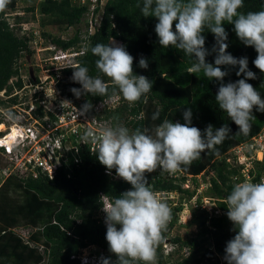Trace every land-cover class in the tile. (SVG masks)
Here are the masks:
<instances>
[{"label": "trees", "instance_id": "16d2710c", "mask_svg": "<svg viewBox=\"0 0 264 264\" xmlns=\"http://www.w3.org/2000/svg\"><path fill=\"white\" fill-rule=\"evenodd\" d=\"M22 1L28 0H10L6 9L0 12V91L6 89L7 93L14 87L23 86L20 58L33 53L29 43L34 35L32 32H25L20 24L24 17L19 14L9 15ZM91 5H95L92 10ZM141 7L142 0H103V3L101 0H33L24 9L33 12L32 18L34 13L42 17L40 26L44 30L41 34L50 44L63 51L77 52L73 59L75 66L52 70L51 74L57 79V86L66 97L73 98L80 107L85 102L91 103L93 107L87 114L95 115L97 119L105 121L106 125L121 124L131 131L140 129L151 134L164 120L184 123L183 112L191 109L192 126L198 127L202 132L209 124L215 128L223 125L230 128L229 137L216 146L215 151L202 153L201 158L193 161L189 167H182L177 171L181 176L170 175L161 170L145 173L154 194L167 196L174 191L186 195L188 199L196 197V206L191 210V223L196 224L198 230L189 238L175 236L170 239L180 249L186 248L188 254L169 264H227L224 259L226 243L236 234L226 215L227 197L233 186L243 181L241 166L228 160L232 158L229 151L234 146L249 141L261 130L264 112H257L254 108L255 118L251 121V131L246 136L240 134L238 126L230 120L227 113L218 108L215 94L219 84L215 78L209 81L203 77L202 72L188 73L193 60L171 46L162 48L154 31L157 18L142 16ZM262 10L264 0H244V7L239 9L245 14ZM99 14V23H94L93 29L89 30L88 16L94 21ZM10 17L14 18L13 22ZM81 22H84L85 30L76 28L75 34L68 39L45 30L48 25L66 30ZM223 26L228 33L227 51L234 57L248 58V68L256 74V79H249L247 82L264 98V73L253 63L258 53L252 46H246L239 40L233 24L225 23ZM202 35L205 36V48L210 53L206 56V62L214 63V34L205 29ZM111 41L125 46L133 56V71L136 74L145 75L153 81L152 92L146 100L130 104L115 87H110L108 94L103 97L89 94L77 99L72 93V88L81 87L71 79L73 68L77 65L86 66L89 75H101L106 82L109 81L97 69L98 57L90 49L98 43L108 44ZM85 48H88L86 54ZM142 57L147 58L148 69L138 66ZM220 67L228 71L224 83L244 78L243 74L236 75L238 66ZM35 77L38 81V76ZM13 78V82L9 83ZM112 97H118L115 105L95 109L99 101ZM10 101L16 103L17 97H12ZM157 110L159 118L153 120V114ZM49 115L54 118L51 113ZM262 167L263 163L254 164V171H251L252 182H259ZM210 168L214 171V176L209 179L206 191L217 200V205L222 210L221 215L209 214L201 206L204 195L197 194L200 186L197 178ZM116 175L114 169L109 172L99 162L96 150L89 152L86 147H80L77 152L71 150L66 153L52 179L44 174L36 177L31 174L11 175L3 183L0 179L1 187L14 186L24 193L23 202L16 208L11 206L6 193L0 197V264H8L10 260L11 264H80L79 254L82 249L91 245L110 252L105 239V218L98 215L103 206L102 197H107L112 203L132 187L122 178H116ZM237 175L239 179H234ZM189 180L194 184L192 190L184 187ZM165 202L170 204L168 199ZM182 209V204L171 209L172 220L162 233V240L156 249V264H168L170 260L163 253L162 245L167 237L166 232L173 227ZM20 217L26 220V226L35 228L29 235L28 243L13 230L20 225ZM102 258H110L114 264L117 259L111 252L109 256L105 254Z\"/></svg>", "mask_w": 264, "mask_h": 264}, {"label": "clouds", "instance_id": "9594fccd", "mask_svg": "<svg viewBox=\"0 0 264 264\" xmlns=\"http://www.w3.org/2000/svg\"><path fill=\"white\" fill-rule=\"evenodd\" d=\"M9 2L0 0V12L6 9ZM137 6L140 7V4ZM243 7L244 0H142L141 14L145 18H157L154 31L162 48L171 46L193 60L188 73L202 72L209 81L215 78L219 84L215 94L218 108L227 113L238 126V132L246 136L255 118L253 109L264 112V98L247 82L256 79V74L248 68V58H237L227 51L228 33L223 25L233 24L239 40L256 50L258 55L253 63L264 73V10L245 14L239 11ZM205 29L214 34V63L206 62L210 53L205 48V36L202 35ZM87 51L88 48H85V54ZM90 51L98 57L97 69L109 81L106 82L101 75L91 76L86 66L77 65L71 77L81 85L71 89L77 99L89 94L103 97L110 87L118 89L130 104L147 99L152 92L153 81L133 71L134 58L125 46L111 41L108 44L98 43ZM138 66L148 69L147 58H140ZM220 66H238L236 75L243 74L244 78L224 83L228 71ZM113 98L118 99H110ZM92 107L91 103L85 102L79 109L80 115L89 112ZM152 118H159V110ZM183 120L184 123L164 120L151 134L140 129L131 131L124 125L116 124L106 125L98 133L89 129L84 136L96 146L99 162L109 172L114 169L132 186L112 203L109 200L106 207L103 206L107 197H102L105 239L110 252L117 258L115 264H156V249L162 240V233L172 220L171 208L154 194L145 173L161 170L175 174L200 159L202 153L215 151L216 146L221 145L231 133L226 125L215 128L211 124L202 132L192 126L191 109L184 110ZM226 208V215L236 232L226 243L224 259L227 264H264V182L249 180L235 184L227 197ZM99 264L114 262L110 258H102Z\"/></svg>", "mask_w": 264, "mask_h": 264}, {"label": "built area", "instance_id": "2783aa9c", "mask_svg": "<svg viewBox=\"0 0 264 264\" xmlns=\"http://www.w3.org/2000/svg\"><path fill=\"white\" fill-rule=\"evenodd\" d=\"M81 1L85 2V0ZM91 1L96 2L97 0ZM101 2L103 3V0ZM94 6L91 5L90 10ZM88 22L89 30H92L96 19L93 21L89 18ZM52 49H55V46ZM57 50L59 53L55 52L53 59L61 64L59 66L56 64L58 67L48 68L49 81H53L51 84L41 81L39 77L38 81L36 78H31L25 83L21 75L23 79L21 88L14 87L10 93H7L6 89L0 91L3 93V96H0V104L3 105V108L11 107L5 113L6 119L12 117L19 120V123H14L10 130L6 131L7 133L0 131V151L10 157L6 165L1 168L4 178L11 174L21 176L31 174L34 177L44 174L52 179L67 152L71 150L77 152L80 147H86L89 152L96 150L95 145L84 139L87 130L92 129L98 133L106 126V122L97 119L95 115L87 113L80 115L81 107L76 104L73 98L66 97L58 88L57 79L52 76L51 71L74 66L72 57L77 52ZM63 62L65 64H62ZM57 76L59 77L60 73ZM13 80L14 78L9 83H12ZM30 88L32 92H27ZM46 90H49L50 93ZM12 97H17L16 103L10 101ZM116 100L113 98L99 102L95 109L100 110L104 106H110V102ZM6 119L0 115V124ZM229 153H232V163L241 166L240 174L243 178L241 182L251 180V171H254V164L257 162L263 163L257 183L264 182V125L249 141L234 146ZM13 154L15 155L12 159ZM234 179H239V176H234ZM109 203L106 198L103 207ZM201 206L207 210L203 204ZM103 207L100 208L98 215L105 218ZM88 247L82 249L81 253ZM81 253L78 256L80 264H99L102 256L105 255L102 252L103 255L99 259L93 262H82L83 255Z\"/></svg>", "mask_w": 264, "mask_h": 264}, {"label": "rangeland", "instance_id": "374dc122", "mask_svg": "<svg viewBox=\"0 0 264 264\" xmlns=\"http://www.w3.org/2000/svg\"><path fill=\"white\" fill-rule=\"evenodd\" d=\"M32 2L33 0L19 2L16 10L9 14L11 16H14L15 14H19L20 16H23L24 21L20 23L22 25L23 30H25V32L27 33L32 32L34 35V38H32L29 43L30 48L33 50L32 55H28V56L23 55L20 58V61L22 62L21 63L22 64L21 75L25 83H27L28 80H30L31 78H36L35 77L36 75L41 79V81L48 82V84H51L53 81L52 80L49 81L50 76H49L48 68L57 66L56 64H58V66L61 64L57 62V60L53 59L54 54H56L57 52L59 53V51L57 50V48L52 49L54 45L50 44L47 38H45L41 34L42 30H44V28L40 26V19L42 17L39 14L34 13L35 14L34 15L35 19H34L32 18L33 12L25 11L24 8L31 5ZM100 17H101V14L96 16L95 18L96 24L99 23ZM89 18L90 17L88 16V19ZM10 21L13 22L14 18L10 17ZM76 28L79 29L80 31L81 30L84 31L85 30L84 22H81L77 26L70 27L66 30H63L53 25H48L45 30L47 32H50L53 35H59L62 38L68 39L75 34ZM114 43L117 45H120V43H118L117 41H114ZM53 50H55L56 53L51 52ZM62 64H65V62H63ZM46 91L50 93L49 90H46ZM27 92H32L31 88L28 89ZM0 96H3V93H0ZM110 103L111 105L115 104L114 102H110ZM10 108L11 107L3 108V105L0 104V115H2L4 119H6L5 113ZM14 123H19V120L12 118V117L11 118L8 117V119H6L5 122H2L0 124V131L7 133L10 130V127ZM14 155L15 154L11 156L12 159L14 158ZM9 158L10 157H8L6 154L0 153V167L4 166L8 162ZM229 160L232 162V158H230ZM2 173L0 170V177H1L0 179H1V182L3 183L4 177ZM175 174L177 177L181 176L179 172H176ZM170 175H173V174H170ZM213 176H214V171L211 168L205 171L203 174H200L198 176L197 179L199 181L200 186L197 190V194H200L202 196L204 195L201 202L203 205L207 204L204 206L207 208L208 210L207 212H209V214L212 215V214L218 213L221 215L222 210L217 205V200H215L214 197L211 196L210 193H208V191H206L207 185H209V179ZM116 178H121V177L117 175ZM1 182H0V191H1L0 197L3 193H6V196H8L9 200L11 201V206L13 208H16L19 204L23 202V199H24L23 191L14 186L7 185L5 187H1L2 185ZM184 187L192 190L194 188V184L192 183V181L189 180L184 184ZM155 195L164 202L166 199H168L170 201V204L168 206L171 209H173L174 207H178L181 204L183 206L182 211L178 213L179 215L177 216V220L174 223L173 227L168 232H166L167 237L164 239V242L162 245L163 253L165 255H168L170 258L168 262L169 264V263L175 262L178 259H181L182 257L188 254V250L186 248L180 249L179 245L170 241V239L174 238L175 236H180L182 238H189V237L194 236L198 230L196 227V224L191 223V210L194 209V207L196 206L195 204L196 197L194 196L191 199H188L186 195L183 196L180 193L174 192V191L169 193L167 196H163L161 194H155ZM19 221H20L19 222L20 225L14 227L13 230L16 232V234L21 236L25 240V242L28 243L29 235L33 230H35V228L31 226H26L25 225L26 220L25 219L23 220L22 217L19 218ZM105 251H103L102 249L96 246H90L87 249L83 250V252L81 253L83 255L82 262H93L94 260L99 259L101 255L103 254H106V256H109L110 252L108 251L105 252ZM10 261L8 262V264H11L12 261L11 262ZM156 262H157V259H156ZM41 264H44V263H41Z\"/></svg>", "mask_w": 264, "mask_h": 264}, {"label": "bare ground", "instance_id": "6f19581e", "mask_svg": "<svg viewBox=\"0 0 264 264\" xmlns=\"http://www.w3.org/2000/svg\"><path fill=\"white\" fill-rule=\"evenodd\" d=\"M78 254V253H77Z\"/></svg>", "mask_w": 264, "mask_h": 264}]
</instances>
